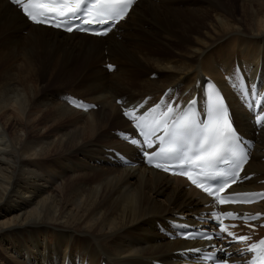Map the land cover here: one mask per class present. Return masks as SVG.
<instances>
[{"label": "bare ground", "instance_id": "bare-ground-1", "mask_svg": "<svg viewBox=\"0 0 264 264\" xmlns=\"http://www.w3.org/2000/svg\"><path fill=\"white\" fill-rule=\"evenodd\" d=\"M128 21L103 39L65 35L0 0V264H149L191 247L154 222L193 219L209 201L180 179L107 158L111 148L138 155L115 139L128 127L116 100L151 104L209 77L250 135L227 81L235 60L264 78V0H141ZM68 95L99 109L74 111ZM263 159L264 130L247 169L258 180Z\"/></svg>", "mask_w": 264, "mask_h": 264}, {"label": "rangeland", "instance_id": "rangeland-1", "mask_svg": "<svg viewBox=\"0 0 264 264\" xmlns=\"http://www.w3.org/2000/svg\"><path fill=\"white\" fill-rule=\"evenodd\" d=\"M126 26L132 25L131 21H128V23H125Z\"/></svg>", "mask_w": 264, "mask_h": 264}]
</instances>
